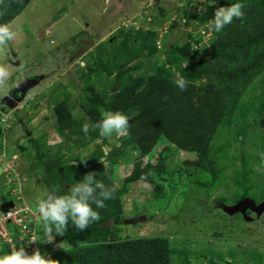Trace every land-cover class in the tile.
Wrapping results in <instances>:
<instances>
[{"label": "rangeland", "instance_id": "374dc122", "mask_svg": "<svg viewBox=\"0 0 264 264\" xmlns=\"http://www.w3.org/2000/svg\"><path fill=\"white\" fill-rule=\"evenodd\" d=\"M224 1L220 5L214 0H31L0 28V63H7L0 69V162L4 159L12 167L2 173L0 163L4 175L0 194L6 190L3 178L8 182L14 170L12 175L16 173L20 181L7 187L8 194L20 188L25 200L36 206L49 194L42 181L44 163L76 165L99 153L94 162L104 166L117 188H125L120 201L126 221L112 227L116 240L163 238L171 251L168 264H264V207L260 209L264 203V70L242 89L230 121L217 129L208 145L219 171L212 185L209 172L187 164L197 160L195 153L165 139L144 158L130 147L117 155L114 151H120L126 128L108 114L103 133H76L70 139L59 130L54 114L55 104L65 101L75 121L87 122L78 91L89 87L107 101L116 90V85L111 87L113 76L103 71L88 78L83 74L88 65L94 67L91 53L113 48L103 43L123 32L130 31L137 42L155 34V55L139 53L128 63L131 75L147 76L160 66L170 71L172 79H180L177 66L184 67L186 61L172 64L177 60L170 61L172 46L187 39L188 61L209 57L213 26L233 13L229 0ZM208 11L213 19L203 18ZM84 40L90 45L82 52L79 46ZM9 90L22 92L20 99L25 96L14 101L17 107L1 105L3 98L10 99ZM26 109L33 112L21 119ZM140 161L160 163L164 172L151 174L150 182L124 183L133 163ZM246 197L254 203L244 201ZM141 216L147 220H136ZM57 232L61 234L60 229ZM40 238V257L55 264L75 247L63 241L43 247L54 239L48 230Z\"/></svg>", "mask_w": 264, "mask_h": 264}, {"label": "trees", "instance_id": "16d2710c", "mask_svg": "<svg viewBox=\"0 0 264 264\" xmlns=\"http://www.w3.org/2000/svg\"><path fill=\"white\" fill-rule=\"evenodd\" d=\"M30 1L0 0V28L10 23ZM214 1L220 5L225 3ZM228 4L233 13L213 26L209 57L188 61L187 39L172 46L170 61L177 58L172 64L186 61L184 67L177 66L180 79H172L170 71L160 66L147 76L130 74L128 63L139 53L147 52V57L155 55L154 33L137 42L127 31L103 43L113 48L91 53L94 67L88 65L83 77L103 71L113 76L111 87L116 85V90L111 91L107 101L93 87L78 91L87 122L75 121L65 101L55 104L59 130L65 131L69 139L76 133L97 136L104 132L108 114L126 128L127 136L115 154L130 147L144 158L158 141L165 139L180 150L195 153L197 160L187 164L209 172V185H212L219 171L215 170L216 163L208 145L217 129L230 121L242 89L264 70V0H229ZM213 17L208 11L203 18ZM88 44L84 40L79 49L86 51ZM122 55H126L124 62L117 65ZM202 80L206 82L197 86L196 82ZM98 157L99 153L93 154L87 162L79 161L76 165L44 163L42 181L49 194L42 201L38 234L40 238L48 230L54 239L43 247L49 248L61 241L75 246L61 254L56 264H168L171 251L165 239L116 240L113 236L112 227L126 221L120 201L125 188L114 185L111 174L94 162ZM162 172L164 166L160 163L135 162L123 182H150L151 174ZM239 186L248 194L247 189ZM20 259L19 252L11 253L7 246L0 251V264H16ZM50 262L42 260L36 264H55Z\"/></svg>", "mask_w": 264, "mask_h": 264}, {"label": "built area", "instance_id": "2783aa9c", "mask_svg": "<svg viewBox=\"0 0 264 264\" xmlns=\"http://www.w3.org/2000/svg\"><path fill=\"white\" fill-rule=\"evenodd\" d=\"M0 163L3 166V169L0 168L2 173L12 169L4 159ZM12 173L9 181H4L5 192L0 194V251L3 246H7L11 253L18 251L20 254L21 259L16 264H36L42 261L40 257L42 247L38 234L42 203L31 206L22 196L24 194L20 188L10 190L8 194L7 187L20 181V176ZM5 178L7 180L6 176ZM7 203H11L12 206L5 207Z\"/></svg>", "mask_w": 264, "mask_h": 264}, {"label": "flooded vegetation", "instance_id": "af4514ba", "mask_svg": "<svg viewBox=\"0 0 264 264\" xmlns=\"http://www.w3.org/2000/svg\"><path fill=\"white\" fill-rule=\"evenodd\" d=\"M41 35H42V33H41ZM82 43H84V41H81V44H82ZM11 56L15 57V53H12ZM3 62H6V60L2 61V62H1L2 64L0 63V65H1V66H0V69H1V70H2V68H4L5 65L7 64V63H6L5 65H3ZM9 63H11V62H9ZM32 78H33V77H32ZM27 83H29V80L26 82L25 87L27 86ZM11 91H12V90H9L8 93L6 94V96H9L10 99H12V100H14L15 102H17V100L21 98V93H22V92L17 94V93H15V92L12 93ZM25 94H26V93H24V95H25ZM24 97H25V96H24ZM24 97H23V98H24ZM23 98H22V99H23ZM22 99H20V101H21ZM18 105H19V103H18ZM16 107H17V106H16ZM31 112H33L32 109H26V111L21 115V119H22V118L25 119V117H26L27 115H29V113H31ZM23 121H24V120H23ZM23 121H21V122L23 123ZM20 125H21V124H20ZM28 134H29V133H28L27 131L24 133V135H27V136H28Z\"/></svg>", "mask_w": 264, "mask_h": 264}, {"label": "water", "instance_id": "95a60500", "mask_svg": "<svg viewBox=\"0 0 264 264\" xmlns=\"http://www.w3.org/2000/svg\"><path fill=\"white\" fill-rule=\"evenodd\" d=\"M114 91H115V89H114ZM21 97H22V93H21ZM2 100H1V103L6 105L7 107H12L13 105H15V102L12 99L3 98ZM18 100H20V99H18ZM244 201H249L252 204L254 203L252 200H249L247 198L244 199ZM244 201H243V203H244ZM260 205H261L260 209L264 207V203H261ZM11 206H12L11 203H7L5 207H11ZM242 209H244V208H239V209H236V210H242ZM146 219L147 218L145 216H141V217H138L136 220L145 221Z\"/></svg>", "mask_w": 264, "mask_h": 264}, {"label": "clouds", "instance_id": "9594fccd", "mask_svg": "<svg viewBox=\"0 0 264 264\" xmlns=\"http://www.w3.org/2000/svg\"><path fill=\"white\" fill-rule=\"evenodd\" d=\"M157 44H158V43H157ZM157 46H158V45H157ZM81 51L84 52L85 50H84V51L81 50ZM13 101H14V100H13ZM17 101H18V100H17ZM17 104H18V103H15L16 106H17ZM1 105H3V104H1ZM16 106H15V107H16ZM2 110H3V108H2ZM1 175H2V174H0V176H1ZM3 177H4V175H3ZM3 181H5L4 178H3ZM0 189H1V187H0ZM137 218H138V217H137ZM137 218H136V219H137ZM146 218H147V217H146ZM146 220H147V219H146ZM146 220H145V221H146Z\"/></svg>", "mask_w": 264, "mask_h": 264}]
</instances>
